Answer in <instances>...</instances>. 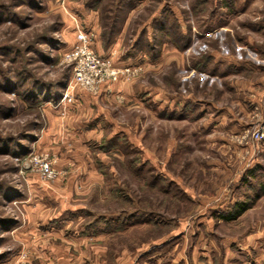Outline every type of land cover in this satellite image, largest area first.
<instances>
[{"label":"rangeland","instance_id":"1","mask_svg":"<svg viewBox=\"0 0 264 264\" xmlns=\"http://www.w3.org/2000/svg\"><path fill=\"white\" fill-rule=\"evenodd\" d=\"M140 1L0 0V260L11 262L23 247L17 231L30 220L53 217L51 223L65 220L57 225L67 223L68 234L106 244L110 255L136 254L145 240L175 236L179 249L187 242L189 252L195 246L208 253L209 264H264V143L246 136L248 129L230 131L227 141L222 132H208L221 106L232 108L227 123L241 115L247 128L264 121V0H148L119 53L101 55L116 65L131 56L135 63L118 64L130 68L120 78L131 81L138 97L149 94L148 101L163 87L183 100L187 116L179 118V107L174 118L158 122L150 112L129 111L117 92L102 103L113 123L98 117L103 130L87 142L60 129L68 110L75 117V104L65 102L79 86L68 54L79 33L90 34L93 48L96 42L82 25V8L100 10L107 48ZM159 9L149 22L153 32L136 36L141 21ZM163 47L165 60L151 65ZM238 80L244 85L236 87ZM54 112L63 120L56 122ZM123 124L132 132H115ZM34 154L53 158L62 176L44 178L30 164ZM245 200L250 207L238 218L224 217Z\"/></svg>","mask_w":264,"mask_h":264},{"label":"crops","instance_id":"2","mask_svg":"<svg viewBox=\"0 0 264 264\" xmlns=\"http://www.w3.org/2000/svg\"><path fill=\"white\" fill-rule=\"evenodd\" d=\"M148 0H141L140 4L137 3L138 6L129 8L128 12L125 17L123 18L122 23H120V27L117 30V33L115 36L116 39L114 40L112 45H109V47L104 48L102 45V34H101V28H100V10H94V9H87L82 8L83 15H81L82 18V25L86 24L89 25V27L92 30V35L95 38L94 48L101 54H117L119 53L121 47V41L123 40V36L127 35L132 20L134 18L135 13L137 12V9L141 5L147 4ZM172 10H174V7H171ZM161 9H159L158 13L153 14L150 18H144L140 24L139 27H137L139 30L136 32V36H140L142 32L145 35H150L153 32V25L149 23L153 18L159 17L161 15ZM119 22V17H116V20L114 19L115 25ZM119 26V24H117ZM82 31L81 28L77 30V32ZM158 32V29L156 30ZM155 31V32H156ZM156 32V33H157ZM120 37V39L118 38ZM163 47L161 49L160 55L158 56L157 60L154 61L153 64L158 63V61L163 62L165 59L164 49ZM143 51V50H141ZM111 57V56H110ZM113 57V56H112ZM132 57L129 56L127 59L119 60L117 65H129L128 63H135L133 60H131ZM161 59V60H158ZM166 62V61H165ZM147 64V60L145 61ZM151 63V62H149ZM160 63V62H159ZM143 67L144 65L141 64ZM244 85V81L238 80L235 83L236 87H239L238 84ZM248 84V83H247ZM76 86V84H74ZM249 85V84H248ZM146 89L144 90L145 93L147 92ZM121 93L123 96L126 97V102H130L127 108H130L132 110L129 111H137V110H144L145 115L144 117H148L147 113L150 112V115L152 118L154 117L156 121H164V119L167 118H174V114H176V111L182 108V116L179 118H185L187 116V108L182 103L183 100L179 99L177 96L173 95V93H169V91L164 90L163 87H156V91L151 94V98L148 101L147 96H141L139 97L136 95V90H133L131 81H127L124 78H119V80L110 81L103 85V88L100 90L99 93L94 94L88 90H86L84 87H76V93L73 97L68 98V100L65 103H68L71 107V104H75V117L72 116L70 111L68 110L65 115V117H68L65 120V123L61 125L60 129L63 132H66L67 134H75L76 136H79V139H82V142H87L90 138L89 135H93L94 133L99 132L100 130H103V119L106 118L108 123H113L109 118H107L110 113L107 111L108 108L102 105V103H105L106 98L109 97V95H115L116 93ZM149 93V92H148ZM253 95V101L259 103V93H254ZM141 99V100H140ZM197 104H201V100L196 102ZM187 105V104H186ZM201 106V105H200ZM69 107V108H70ZM242 109L244 111V106L242 104ZM126 108V109H127ZM203 109V108H201ZM232 108L221 106L219 108V111L216 112V114L213 116L212 122L210 120V126H209V133L211 132H222L224 137H220L222 141H227V138L230 139L228 136V133L234 132V133H242L245 131V129H249L251 127L247 128V125L249 122L246 120L244 121V115L241 117L239 116L238 119L235 120L234 123L228 122V117H231L232 112L230 111ZM139 110V111H140ZM53 111V110H52ZM202 111V110H200ZM130 113V112H129ZM132 113V112H131ZM130 113V114H131ZM248 113V112H247ZM60 115V116H59ZM55 121L62 117L61 114H57L54 112ZM104 116V118L99 119L98 117ZM135 116V115H134ZM232 119V118H230ZM213 125L211 126V124ZM120 128L117 129L115 132L119 131H127L132 132V126L131 125H121ZM220 128V129H219ZM218 129V130H217ZM114 132V133H115ZM113 133V134H114ZM94 138V137H93ZM95 139V138H94ZM232 139V138H231ZM84 144V143H83ZM231 144L238 145L240 149L242 150L244 148L243 144L238 141H234ZM256 147V146H255ZM254 147V148H255ZM85 149V147H84ZM254 150V149H252ZM243 152V151H242ZM68 161H76L79 160L81 163V159L77 156L69 157L67 158ZM256 160V159H255ZM238 161H242V159L239 157ZM71 162V163H72ZM255 162V161H254ZM253 162V163H254ZM239 163V162H238ZM241 165V163L239 164ZM240 175V174H239ZM62 175H59L60 177ZM56 178L57 180L59 178ZM90 178V177H89ZM241 178V175L240 177ZM103 177L101 178V175H96V180L101 181ZM238 180V179H237ZM264 194V193H263ZM66 209V208H65ZM55 217V216H54ZM53 218V217H52ZM51 219V221H53ZM56 218V217H55ZM41 219L36 220H30L28 226L21 228L19 231H17V234H23L24 237H21L23 247L19 250L17 254H15L11 262L13 264H209L207 261L210 258V255L201 254V252L196 251L195 246L190 248V252L187 250V247L184 242L183 247L179 249V243L178 242H172L175 236H169L166 238H160V239H153V240H145L143 247H141V251L136 254H131L129 251H124V253H121L119 255H110L108 253V248L105 246L106 244L96 245L92 242L93 238L91 239L88 235H78L75 233L68 234L65 230L67 226V223L63 227L62 225H57L58 223H64L65 220H60L57 223H51V221H42ZM51 223V225L49 224ZM49 224V225H47ZM132 226L128 227L127 225L123 226V230H129L130 228L134 227L135 224H131ZM58 226V227H57ZM41 227H45L43 230ZM178 235V234H174ZM100 237V236H98ZM177 237V236H176ZM101 238H97V240H100ZM104 239V238H103ZM178 240V238H175ZM184 239V238H183ZM95 240V239H94ZM151 241L154 242V245H152ZM155 241H160V243H156ZM185 241V239H184ZM93 246H90V245ZM98 244V243H97ZM189 248V247H188ZM23 254H25V257H23ZM110 255V256H109ZM167 255L169 257L167 258ZM224 262H227L226 259L228 258V255L225 254L223 256ZM23 262V263H21Z\"/></svg>","mask_w":264,"mask_h":264},{"label":"built area","instance_id":"3","mask_svg":"<svg viewBox=\"0 0 264 264\" xmlns=\"http://www.w3.org/2000/svg\"><path fill=\"white\" fill-rule=\"evenodd\" d=\"M78 41L68 54L69 61L73 64V82L86 90L98 93L103 85L122 77L129 67L116 65L111 57L103 56L96 52L91 44L88 32L79 33ZM250 133V134H248ZM255 142L264 143V121L246 131ZM54 159L45 154H34L30 158V164L40 172L44 178L53 179L59 175L55 168ZM25 257V254H23ZM23 263V262H22ZM0 264H13L2 261Z\"/></svg>","mask_w":264,"mask_h":264},{"label":"trees","instance_id":"4","mask_svg":"<svg viewBox=\"0 0 264 264\" xmlns=\"http://www.w3.org/2000/svg\"><path fill=\"white\" fill-rule=\"evenodd\" d=\"M117 17V16H116ZM116 17L114 18L116 20ZM115 25V23L113 24ZM111 34L109 33V35H106L105 36V39L107 41L111 40L112 38V35H113V30L111 29ZM261 190L263 191L264 193V189L261 188ZM250 207V203H248L247 200L245 201H237L236 203H234L233 205V209L229 210L227 213L224 214V217L228 220H232V219H235V218H238L239 215H241L244 211H246L248 208ZM9 225V222H6V224L4 226H7ZM1 253H0V258H1ZM3 260H0V262H2Z\"/></svg>","mask_w":264,"mask_h":264}]
</instances>
